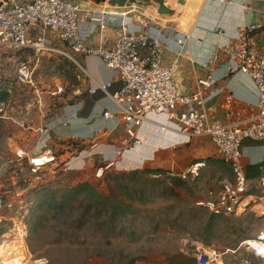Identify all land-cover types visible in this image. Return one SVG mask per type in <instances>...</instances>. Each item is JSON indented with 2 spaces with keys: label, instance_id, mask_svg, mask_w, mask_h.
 Returning a JSON list of instances; mask_svg holds the SVG:
<instances>
[{
  "label": "rangeland",
  "instance_id": "1",
  "mask_svg": "<svg viewBox=\"0 0 264 264\" xmlns=\"http://www.w3.org/2000/svg\"><path fill=\"white\" fill-rule=\"evenodd\" d=\"M2 59L0 83L8 93L5 101L13 121L0 123V167H4L0 190L13 203L14 212L28 211L25 245L31 264H178L180 259L198 264L195 256L201 247L224 252L219 264H263L251 249L240 246L243 241L256 240L264 230L260 208L238 216H220L207 234L211 214L197 203L233 179L232 171L220 159L195 178L187 173H168L180 180L176 195L164 182L156 181V174L149 177L155 181L141 180L148 164L105 169L106 158L89 151L102 136L98 132L91 144H87L88 138L81 139L86 145L75 148L77 153L81 147L89 152L76 157L82 165L51 167L31 174L26 161H15L16 151L33 148L39 141L31 135L39 126L38 116L51 117L68 104L79 70L67 60L54 61L47 56L37 61L31 53L20 54L18 62L25 60L34 70L33 85L25 86L15 82L14 55L8 53ZM59 87L62 91L54 95ZM66 146L59 140L49 144L54 151L61 148L64 153ZM70 157L63 156L67 162ZM100 168H104L102 173ZM170 184L174 183L169 182L174 188ZM259 184L260 180H247L248 193ZM253 195L262 197L260 190ZM54 200L56 204H52Z\"/></svg>",
  "mask_w": 264,
  "mask_h": 264
},
{
  "label": "built area",
  "instance_id": "2",
  "mask_svg": "<svg viewBox=\"0 0 264 264\" xmlns=\"http://www.w3.org/2000/svg\"><path fill=\"white\" fill-rule=\"evenodd\" d=\"M225 1L220 0L222 3ZM0 3V59L8 53L14 57L34 53L37 60L40 57L61 56L76 64L78 79L85 80L89 74L77 57L98 56L104 66L118 76L121 83L119 90L112 92V84L108 83L90 86L87 92L90 96L103 93L115 107L114 110L105 109L102 118L106 122L115 120L123 126L125 137L116 153L119 158L131 150L143 149L148 141L145 138L147 125L159 136L173 133L184 137L187 142L208 139L219 158L232 171L233 179L224 182L219 190H211L208 198L197 205L216 216H238L253 207L260 208L264 213V178L258 186L262 197L249 194L243 165V143L246 140L264 142V53L259 54L252 48L237 53L240 72L249 76L257 88L256 112L248 118L224 123L211 120L204 109L205 92L215 82L211 76L196 78L194 89L184 92L174 83L173 68L164 64V36L166 32L174 31V27L163 26L150 17L139 21V28L131 29L135 16H140L137 8L132 6L121 13H94L85 10L76 0H0ZM242 9L247 11L248 7L243 6ZM81 20L89 23L91 28L83 30ZM109 26L118 27L120 31L112 45L103 46L101 43L95 47L88 44V39L98 30ZM254 29L250 27L249 32ZM174 40L180 53L187 38L178 35ZM15 59L16 84L33 85L31 64ZM203 67L208 68V64ZM3 90L0 83V123L12 119L8 116L9 104L1 96ZM60 91L62 89L58 88L53 94L58 95ZM74 94L80 95L81 90L76 89ZM83 103L79 102L78 106H83ZM78 111H73L61 126L68 128L72 121L79 120ZM53 130L49 123L40 128L42 140L37 152L16 153L15 161H26L33 175L46 168L71 167L70 160L67 162L63 155L49 148ZM93 148L94 144L89 151ZM82 154L87 155L88 151H80L74 157ZM105 160V169L118 166L116 159ZM203 167V164H194L187 174L195 178ZM103 170L100 168L98 172ZM27 215V210L14 212L13 203L0 190V264H31V260H27L25 245ZM246 242H241L240 246H246ZM255 242L257 246L246 247L264 264V230ZM197 250L199 255L195 257L198 264L223 263L224 252L204 247ZM243 264L249 263L243 261Z\"/></svg>",
  "mask_w": 264,
  "mask_h": 264
},
{
  "label": "crops",
  "instance_id": "3",
  "mask_svg": "<svg viewBox=\"0 0 264 264\" xmlns=\"http://www.w3.org/2000/svg\"><path fill=\"white\" fill-rule=\"evenodd\" d=\"M77 1L85 10L94 13L102 11L121 13L129 9L128 6L112 7L107 3L98 5L93 0ZM164 3L172 12L171 15L159 14L158 5L153 1H137L132 7L137 8L140 16H135V23L131 29L139 28V21L150 17L157 19L163 26L174 27V31L166 32L164 36L163 60L166 66L173 68V80L176 86L184 92H190L194 89L196 78L211 76L215 82L205 92L204 104V109L211 120L229 123L255 114L258 101L257 88L249 76L240 72L237 53L248 48H252L259 54L264 53V0H226L224 3L220 0H164ZM243 6L248 7V10L242 9ZM81 26L83 30L91 28L85 20H81ZM250 27L255 29L249 32ZM119 34L118 27L109 26L102 31L98 30L88 39V44L95 47L100 46L101 43L103 46H110L117 40ZM178 35L187 38L185 48L180 53L174 40V37ZM31 54L37 59L34 53ZM15 58L17 57H14L13 63L16 61ZM48 58L51 60L55 56H48ZM80 58L83 62L80 63L84 64L89 74L85 80H81L83 87L88 86V89L96 84L110 83L112 92L120 89L121 83L118 76L104 66L100 57L81 56ZM44 59L40 57L37 61ZM2 61L3 59H0V73L3 68ZM205 63L208 64V68L203 67ZM59 88L63 89V87ZM5 91L4 88L3 92L7 93ZM78 109L80 119L72 121L68 128H63L61 123L66 122L70 114ZM105 109L114 110L115 107L103 93H99L96 96L88 95L81 107L78 104L66 105L51 117L38 116L39 126L32 129L31 135L36 136V140L39 141L30 149L18 147L19 151L37 152L42 140L40 128L49 123L54 128L52 141L59 140L67 145L65 153L61 150V145L58 151L49 148L63 156L70 155L69 160L75 168L83 164L82 160L74 157L79 154L75 148L79 144L86 145V142H81V139L88 138L87 144H91L93 139H90L98 132L102 136L99 135L98 142L92 143L95 145L92 151L101 156L104 155L109 160L116 159L118 167L148 164L150 169L179 175L187 173L194 164H203L205 168L220 159L208 139H193L187 142L184 137L173 133L159 136L150 129V125H147L145 138L148 141L143 149L131 150L119 158L116 153L125 137L124 129L115 120L110 122L103 120L102 113ZM101 129L106 131L101 132ZM149 131L154 134H149ZM83 150L84 148H79V151ZM243 153L247 180L251 183L261 181L264 178V142L246 140L243 143ZM220 161L222 162L221 159ZM3 170L4 167H0V173ZM257 190L258 187L253 189V193Z\"/></svg>",
  "mask_w": 264,
  "mask_h": 264
},
{
  "label": "trees",
  "instance_id": "4",
  "mask_svg": "<svg viewBox=\"0 0 264 264\" xmlns=\"http://www.w3.org/2000/svg\"><path fill=\"white\" fill-rule=\"evenodd\" d=\"M18 55H20V54H18ZM54 59V61L56 60V59H58V60H67L68 62H70V64L71 65H74L73 64V62L72 61H70V60H68L67 58H64V57H61V56H56L55 58H53ZM74 67H75V65H74ZM78 71V70H77ZM69 73V72H68ZM78 74H79V71H78ZM76 78L78 79V75L76 76ZM81 84V80L80 79H78L77 81H76V85L74 84V89L76 90L77 88H81V86L82 85H80ZM87 87L88 86H86V87H83L82 86V88L80 89L81 90V94L80 95H75L74 94V92H75V90L73 91V96H71V98H70V100H69V102H68V104H66V105H75V104H78L79 102H82V101H84L85 99H87L88 98V89H87ZM8 96V93H4L3 95H2V99L3 100H5V98ZM65 105V106H66ZM80 149H83V147H81ZM151 174H156L157 176H159L157 179L158 180H156L157 182H164V184L166 185V189H168V190H170V191H174V193L176 194V195H178V193L176 192V190H175V187H179L180 185L178 184V181H180V180H178L177 178H173V177H171V176H167V174H168V172L167 171H164V170H153V169H150V168H146L145 170H143V172H141V180H143V181H145V180H147V182L150 180V181H155V180H152L151 178H149L150 177V175ZM172 182V183H174V184H170V185H172V186H174V188H171L170 186H169V182ZM146 182V181H145ZM183 184V183H182ZM56 200H54L53 201V203L52 204H56V202H55ZM52 204H50V206H52ZM57 207V205L55 206V208ZM59 208V211H62V207L60 206H58L57 207V209ZM209 212V211H208ZM210 213V212H209ZM211 215L209 216V221H208V226H207V231H208V233L207 234H210V232H212L213 231V229H214V226H215V221L217 220V219H219L218 217H220V216H216V215H213L212 213H210ZM178 264H195V262H193V261H190V260H188V259H186V260H179V262H178Z\"/></svg>",
  "mask_w": 264,
  "mask_h": 264
},
{
  "label": "water",
  "instance_id": "5",
  "mask_svg": "<svg viewBox=\"0 0 264 264\" xmlns=\"http://www.w3.org/2000/svg\"><path fill=\"white\" fill-rule=\"evenodd\" d=\"M77 1V0H76ZM96 4H109V6L112 7H125V6H132L137 3V1L142 0H93ZM153 1L158 5V13L161 15H171L172 12L169 10V8L165 5L164 0H149ZM1 6V3H0Z\"/></svg>",
  "mask_w": 264,
  "mask_h": 264
},
{
  "label": "bare ground",
  "instance_id": "6",
  "mask_svg": "<svg viewBox=\"0 0 264 264\" xmlns=\"http://www.w3.org/2000/svg\"><path fill=\"white\" fill-rule=\"evenodd\" d=\"M245 245L246 246H257L255 240H251V239L248 242H246Z\"/></svg>",
  "mask_w": 264,
  "mask_h": 264
}]
</instances>
